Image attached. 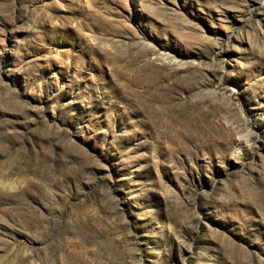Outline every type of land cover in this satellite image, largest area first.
Masks as SVG:
<instances>
[{
	"label": "rangeland",
	"instance_id": "rangeland-1",
	"mask_svg": "<svg viewBox=\"0 0 264 264\" xmlns=\"http://www.w3.org/2000/svg\"><path fill=\"white\" fill-rule=\"evenodd\" d=\"M0 264H264V0H0Z\"/></svg>",
	"mask_w": 264,
	"mask_h": 264
}]
</instances>
